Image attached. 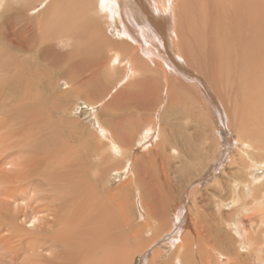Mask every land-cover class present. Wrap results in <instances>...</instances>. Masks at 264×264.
Wrapping results in <instances>:
<instances>
[{"label":"bare ground","instance_id":"6f19581e","mask_svg":"<svg viewBox=\"0 0 264 264\" xmlns=\"http://www.w3.org/2000/svg\"><path fill=\"white\" fill-rule=\"evenodd\" d=\"M91 1L73 0L71 9L66 0H0V93L10 101L2 103L0 125L9 115L17 120L14 128L0 127V264H16L24 253L44 264H135L137 256V264H264V158L256 159L264 151V0H224L230 25L250 35L244 51L236 48L246 54L237 72L238 105L231 100L235 90L240 95L234 77L197 66L191 72L175 54L215 58V50L204 53L191 14L206 2L218 6L217 0H186L188 20L177 23L176 35L168 25L169 0H96L95 12ZM98 19L118 40L104 35ZM141 26L148 32L142 37ZM143 40L151 47L146 54L175 77L198 116L215 118L225 133L220 144L212 131L204 148L211 164L202 156L201 131L194 129V140L165 112L147 117L138 137L139 129L116 130L96 113L87 86L99 71L132 61L130 53L148 51ZM107 45L112 56L105 65L104 54H91ZM221 78L227 97L217 93V101ZM149 79L134 82L146 95ZM60 80L66 91L54 88ZM80 100L97 133L71 118L70 104ZM142 102L155 104L148 96ZM119 104L113 97L105 105ZM221 104L229 105L228 118ZM226 126L240 150L232 149ZM136 149L144 151L132 155ZM229 203L235 215L225 210ZM35 220L33 228L22 225Z\"/></svg>","mask_w":264,"mask_h":264},{"label":"rangeland","instance_id":"374dc122","mask_svg":"<svg viewBox=\"0 0 264 264\" xmlns=\"http://www.w3.org/2000/svg\"><path fill=\"white\" fill-rule=\"evenodd\" d=\"M63 1H65V0H63ZM66 1L69 3L68 6H70L72 9L73 0H66ZM222 1L223 2L221 4H219V0L215 1L216 5H218L219 7L218 6L213 7V4H210L209 2L203 3L202 6L199 5L200 11L193 9L192 14H191V15H197L198 24H196V26H198V28L202 30L201 33L203 36V50L205 49L204 53L210 52L211 49L215 50V53H216L215 58L214 57L209 58L206 56H200L199 58H197L199 53L193 51V53H192L193 59L187 60L184 58V56L182 54H180V56H179V53H177V52L175 53V49L173 47H171V49H174V52H173V50H172V52L175 53L180 58V60L185 65V67L191 72L195 73L193 68H195V70H196L197 67L200 70L203 68L204 71H208V72H211V71L216 72V70L218 72L221 69L222 70L221 73H223L225 79L234 77L235 82H236V88L239 89L240 95L236 96L237 91L235 90L233 92V95L231 96V100L236 99L237 101H235L232 104L238 105L239 103H241L240 101L242 99V89L240 87H238V86H241V84H240V77L237 75V72L239 71L240 67L241 68L244 67V65H245L244 61L246 58V54H244V52H242V53L238 52L236 48L240 47V49H242V51H244L245 50V44L243 41H246L250 37V35H248L246 37L243 35H240L237 27L234 25H230V22L233 23L232 13L230 12L229 4H226V2L224 0H222ZM91 2H93L91 4L93 7L92 12H95L96 0L95 1L92 0ZM185 2H186V0H169L168 10H169V15H170L169 16L170 17L169 18L170 24H168V25L171 28L172 33L174 35H176V28H178V26H180L177 23L183 24L186 20H188L187 17L183 16V13H182L183 4H185ZM60 3H62V2H60ZM220 5L222 6V8L220 7ZM79 6H80V2H77V7H79ZM40 11H42V9H40ZM88 11H89V13L87 15L94 17V15H91L90 10H88ZM97 22H100V25L102 23V27H103L102 29L105 32L104 35L109 37L112 41L118 40L116 38L117 37L116 34H114V35L110 34L109 24L106 20L103 19V21H102L101 19H98ZM140 29L143 31V33L141 34V37H142V35H147L148 32L143 26H141ZM234 31L238 32V34H236ZM123 38H125V37H122V40H123ZM143 39L146 41H149L145 36H143ZM144 40L142 41V43L144 44L145 49H147L148 51H145V52L139 51L138 54L135 55V58L137 60H135L134 56L130 53L132 61H129V63H128L127 60H124V62L122 61L118 65L116 64V68H111V69L106 68L105 70L103 69V70L99 71L98 75L96 76V79H94L87 86V91L89 90L91 92V95H92V97L90 95V97H91L90 100L91 101L93 100L92 103H94L96 106V110H97L96 113H98V116H100V115L102 116L103 114H105V116L103 115L102 117L106 120L108 119L107 121L110 122V125L115 127L116 130H117V128L122 129V126H126V127L128 126L131 134H134V130L139 129V131H137V133H135L136 135H134L135 137H138L141 130L145 129L143 122H147L146 121L147 117L149 119L154 120V119H157L159 117V115H161L163 112H165L166 115L168 116L169 120L171 119L173 121L176 120V121L180 122L183 125L184 130L189 135H191L192 138H194V140L196 139V135H195L196 133H195L194 129H198L199 132L201 131L200 132L202 134L201 141L203 140V138L205 139V140H203V142L206 141V142L200 144L201 149H203V155L202 156L204 158L203 157L202 158L206 161L208 159L207 162L209 164H211L212 161L210 160V158H211L210 152H207L208 150L204 149V148H208L209 145L211 144L210 142L212 141V138H211L212 131H215L216 134H218L220 144L222 143L221 137H224L225 133H223V130L219 129V124L217 123L215 118H209V119L205 120V118L198 116L197 109L195 107H193V105L186 99V96H188V95L187 94L183 95L182 88L180 85H178L179 83L177 82L175 77L172 74H170L169 72L163 70L162 67L160 66V63L158 62L159 60L155 59V57H153L151 53H150V56H149V54H146L147 52L150 51L149 48H151V47H149L146 44V42L144 43ZM101 48L102 47H100L99 49H101ZM99 49L97 48V50H99ZM134 50H136V48ZM100 54L105 55L106 61L104 64L107 65L108 61H110L109 58L112 56L110 48H108V45L106 47H104L103 50L98 51L97 54H95L93 52V54H91V55H93L92 56V58H93L96 55L100 56ZM128 54H129V52L126 50L124 53V56H126V55L128 56ZM148 56L150 59L147 58ZM93 60H94V62L96 61L95 58ZM195 61L197 64H195ZM133 63L135 64L134 66L132 65ZM237 65H240V66H237ZM130 73L131 74L133 73V75H131ZM136 73H137V75H136ZM204 73L205 72H203V73L200 72V75L202 76L203 80H205V82L208 84L207 78L205 77ZM5 74H7V71L5 72ZM217 75H218V73H217ZM3 78H5V77H3ZM145 78L146 79L150 78L149 80H151L150 86L147 87V90H148L147 95L144 94V90L142 87H136L138 85H136V86L134 85V82L143 81ZM234 79L232 78V80H234ZM61 81L63 83H61ZM219 81H220V82H218L219 86L217 85V89H216L215 93L212 91L213 90L211 88L212 86L208 85V86H210V89H212L211 91L213 92V95L217 98V101H220V97L218 96L217 93L224 95L225 94L224 91H226L221 85L223 82L222 78ZM235 82H234V86H235ZM131 84H133V85H131ZM56 87L61 92L67 90V88L64 85V80H60V83H57L56 86H54L55 89H56ZM121 91H125L126 95L123 94L122 96H120V99H119V96L117 95V93H119ZM130 92H132L133 94L131 93L132 94L131 95ZM6 96H7L6 93H3V94L0 93V108H3L2 103H7L6 105H8L10 103V101H8L9 100L8 96L7 97ZM147 96L152 97L155 101V104L148 105V108H146L147 105H145L142 102L143 100H146ZM225 96L226 95H224L223 97L225 98ZM113 97H114V99H116V102L121 103V105L119 104V105H115L113 107H108L107 105H105L106 103H109L110 101H112ZM143 97H145V98L143 99ZM141 98L143 100H141ZM136 101L140 102L139 103L140 105L138 104V108H134ZM78 105H80V107H78ZM78 105H74L73 103L70 104V106H73L72 112H74L72 115L73 117H71V118L74 120L76 119L75 120L76 124H78L77 120L79 122H80V120L82 121L81 125H87L88 124L90 126V129H92L93 131H95L97 133V130H95L96 128H95L93 121H91L88 118V114L85 112V106H84L83 101L80 100ZM141 106H144V107L146 106V107H145V109H143ZM228 106L229 105L221 104V107L223 108V112L225 113L227 118H228V115H227L228 112L231 111L228 109ZM176 112H179L180 114H176ZM195 114H196V117H195ZM74 115H76V116L74 117ZM177 115H179L181 117L175 119L174 117ZM9 116H10V118L7 119L8 121H6L2 118V122L0 125V127H2V129L3 128L5 129L7 126L14 128V126L17 124L16 123L17 120L14 121L13 116H11V115H9ZM144 116H146V117L144 118ZM137 117L138 118L141 117L140 119L144 120V121H138ZM57 120H58L57 123H59V122L61 124L64 123L62 116L58 117ZM140 122H142V123H140ZM118 123H120V124H118ZM155 124H157V123H155ZM58 125H60V124H58ZM226 127H227V130H226L227 134L232 141V149L235 151L240 150L241 147L239 148V146H241V145L236 143L235 134L233 133V129L231 127H228V126H226ZM133 128H134V130H133ZM98 135H99V133H98ZM99 136H101V135H99ZM158 138H159V136H157V133H156V138H155L154 143L158 140ZM95 140L97 141L98 139L95 138ZM4 143H5V139H4V142H2V144H4ZM143 149L142 150L136 149V150H133L132 153L131 152L130 153L132 155H136V154H139L145 150V149L144 150ZM262 152H264V151L257 153L258 155L256 156L257 157L256 159L264 158V153H262ZM204 155L207 157H205ZM257 161H261V160H257ZM233 169H235V168L233 167ZM216 173H218V174H216V175H218L216 177V179H222V180L226 179V178H223L219 172H216ZM233 174L235 175V171ZM230 176L231 175L228 174L227 178H229ZM210 177H214V174H213V176L208 177V181L211 182V180H209ZM115 183H116V181L113 182V184H115ZM229 209H231L230 211H232V213L235 215L236 210L233 207V205H231L230 203L228 206L225 207V210H229ZM40 214H39V216L37 215V217L43 216V214L41 216H40ZM25 222L22 223L23 227L27 226L28 228H33V224L35 222L37 223V220H35L32 224H31V222L30 223L29 222L27 223V221H25ZM21 254H23V253H21ZM19 258H21V259H19ZM19 258L17 259L16 264L17 263L19 264L18 261H22V262H24V264H27L28 261H30L31 263L33 262L32 264H44L43 262H45L43 258L38 256L35 259V257L33 258L30 255H28L27 253H24ZM139 259H140V257L137 256L135 259V264L138 263ZM34 261H35V263H34Z\"/></svg>","mask_w":264,"mask_h":264}]
</instances>
